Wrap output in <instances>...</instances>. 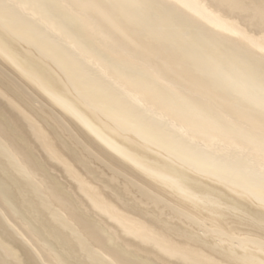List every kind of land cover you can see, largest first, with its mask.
Masks as SVG:
<instances>
[{"label": "bare ground", "instance_id": "bare-ground-1", "mask_svg": "<svg viewBox=\"0 0 264 264\" xmlns=\"http://www.w3.org/2000/svg\"><path fill=\"white\" fill-rule=\"evenodd\" d=\"M0 97V264H264V0H0Z\"/></svg>", "mask_w": 264, "mask_h": 264}, {"label": "rangeland", "instance_id": "rangeland-1", "mask_svg": "<svg viewBox=\"0 0 264 264\" xmlns=\"http://www.w3.org/2000/svg\"><path fill=\"white\" fill-rule=\"evenodd\" d=\"M2 83L5 84L4 82ZM2 113L5 114L6 116L11 117L13 119V122L17 125V127H20L23 130L25 134L24 140L26 141V144L31 148L32 155L36 157L35 159L39 161V163L46 169V171L53 174L62 183L66 191L72 190L73 192H75V190H73L74 185L65 175L60 173V171L57 169L58 167L53 163V161L49 158L46 151L41 147V144L39 143L37 137L30 131L29 127L26 124V121L22 117H20L16 113V111L0 97V119L4 121L2 117ZM9 128L13 132L16 131L15 128L12 127L11 125H9ZM50 131L52 132V130ZM74 164L76 167L79 166L77 163ZM9 190L12 193L11 196L15 201L22 203L24 200L25 201L28 200L27 197L19 196L18 192L15 190L13 186L10 185ZM86 224L88 228L93 229L99 235V237L103 242L106 241V234L100 230L99 226H97L96 224L90 221L87 222Z\"/></svg>", "mask_w": 264, "mask_h": 264}]
</instances>
